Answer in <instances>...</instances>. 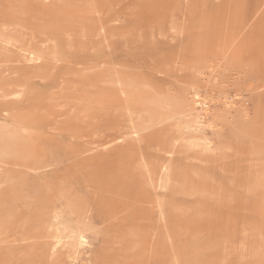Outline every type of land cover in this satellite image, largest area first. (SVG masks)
<instances>
[{
	"label": "rangeland",
	"instance_id": "374dc122",
	"mask_svg": "<svg viewBox=\"0 0 264 264\" xmlns=\"http://www.w3.org/2000/svg\"><path fill=\"white\" fill-rule=\"evenodd\" d=\"M263 85L264 0H0V264H264Z\"/></svg>",
	"mask_w": 264,
	"mask_h": 264
},
{
	"label": "bare ground",
	"instance_id": "6f19581e",
	"mask_svg": "<svg viewBox=\"0 0 264 264\" xmlns=\"http://www.w3.org/2000/svg\"><path fill=\"white\" fill-rule=\"evenodd\" d=\"M105 15V14H104ZM54 44V43H53ZM211 70V69H210ZM264 86V85H263ZM74 103V102H73ZM200 117V116H199ZM259 136V135H258ZM106 179H104L103 180V178H101L100 179V182L97 184L101 189H105V188H108V186L109 185H111V184H108L107 182H104ZM125 181V180H124ZM122 182V181H121ZM119 183V182H118ZM106 184H108V185H106ZM138 187H137V185H136V187H135V189H134V198H138L139 196H140V192H139V189H137ZM100 189V190H101ZM126 189L129 191V190H131L132 188H130V186H129V183L126 185ZM58 231V230H57Z\"/></svg>",
	"mask_w": 264,
	"mask_h": 264
}]
</instances>
